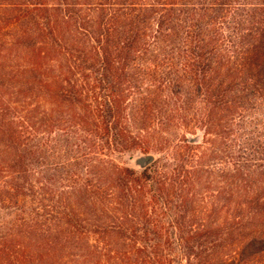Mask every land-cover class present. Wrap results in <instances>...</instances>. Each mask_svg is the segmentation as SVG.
<instances>
[{
    "label": "trees",
    "instance_id": "trees-1",
    "mask_svg": "<svg viewBox=\"0 0 264 264\" xmlns=\"http://www.w3.org/2000/svg\"><path fill=\"white\" fill-rule=\"evenodd\" d=\"M130 2L0 0V145L10 148L0 152V156H6L0 162V183L7 179L0 188V217H5L4 201L17 205V198L24 193L20 191L29 181L25 157L16 151L23 143L24 131L34 128V116L30 114H39L40 107H45L48 116L56 112L60 122L66 119L74 126L88 127L87 131L102 137L113 152L151 151L148 139L132 135L127 128L124 88L132 79L126 72L132 55L139 58L140 51L146 53L148 45L155 46V40L159 41L165 10L157 5L143 6L130 16L125 11L128 8L121 10ZM120 19L126 21L121 23ZM149 20L156 23L155 27ZM119 25L129 27L125 42L119 38ZM218 42L212 36L197 44L185 61L196 59L191 66L201 73L196 85L202 93L200 115H205V133L229 138L232 118L239 109H249L244 95L250 89L239 86L247 78H240V71L233 66L210 72L209 60L204 58L215 51ZM260 48L259 63L264 65V37ZM76 74L80 76L76 78ZM27 100L35 102L36 108L27 111L19 126L3 123L11 105ZM41 123L53 124L50 118H42ZM184 148L194 149L190 145ZM196 171L174 169L162 174L148 167L135 172L108 161L101 174L103 180L113 178L116 206L102 210V215L94 212L93 218L81 219L75 210L69 211L70 205L53 204L44 206L41 214L34 210L31 223L0 226V264H173L170 242L162 243L161 235L148 229L147 222L151 217L164 216L171 206L178 211L191 208L194 199L187 198L191 191L187 187L197 184L200 176ZM223 179L228 188L225 202L239 201L233 203L229 223L213 229L205 225L202 231L186 236L177 220L180 240L187 246V255L196 260L201 258V251H191V244L206 249L227 242L241 244L240 263L253 262L264 255V169L251 182H245L240 174ZM10 186L17 193L4 198L9 195L4 188ZM35 196L31 191L30 198ZM37 203L42 204L43 199ZM137 216L144 220L143 230L134 225ZM256 228L261 229L244 245L246 232L251 234ZM138 242L141 248L136 246Z\"/></svg>",
    "mask_w": 264,
    "mask_h": 264
},
{
    "label": "rangeland",
    "instance_id": "rangeland-1",
    "mask_svg": "<svg viewBox=\"0 0 264 264\" xmlns=\"http://www.w3.org/2000/svg\"><path fill=\"white\" fill-rule=\"evenodd\" d=\"M132 3L137 5L132 6ZM154 5L165 10L164 23L159 27L161 37L158 42L155 40V46L148 45L146 53L140 51L139 58L134 55L130 58L126 72L132 79L124 88L126 99L123 104L129 132L148 139L151 151L148 154L113 152L102 137L87 131L88 127L74 126L66 119L60 122L56 112L48 116L45 107H40L39 114H30L31 118L34 116V128L24 131L21 135L23 143L16 151L25 157L29 181L20 191L24 193L17 198V205L10 204L7 199L4 201L6 212L5 217H0V226L31 223L34 210L41 214L44 206L53 204L70 205L69 211L75 210L81 219L93 218L95 213L102 215V210L116 206L117 188L113 178L103 180L101 174L108 161L115 167L135 172L148 167L162 174H169L174 169L197 170L200 176L197 184L187 187L191 189L187 198L194 199L191 208L178 211L171 206L164 216L148 219L147 228L155 229L165 245L170 242L172 253L169 258L173 264H243L240 263L241 244L237 243L226 242L206 249L191 244V251H201V258L196 260L188 256L175 221H181V228L188 233L186 236L202 231L205 225L212 229L226 226L233 203L239 201L225 202L224 191L228 188L223 178L240 174L245 182H251L264 169V65L259 63L258 56L264 37V0H131L130 5L121 10L128 8L125 11L134 16L143 6L151 8ZM149 24L155 27L156 23L149 20ZM128 29L118 27L123 42L130 34ZM212 36L219 42L215 51L206 53L204 58L209 60L210 72L213 68L233 66L240 71V78H247V82L239 86L250 89L244 95V101L250 103L249 109H239L240 113L232 118L229 138L205 133L202 127L205 115H200L202 93L196 85L201 73L191 66L196 59L191 57L185 61L190 50ZM115 39H118L117 35ZM218 56L221 59L218 60ZM26 102L11 105L3 123L19 126L27 117V111L36 108L35 102ZM42 118H50L53 124L43 126L40 124ZM185 145L194 149L187 150ZM9 149L0 145V152ZM145 155H151L153 161L145 168L136 166V158ZM5 157V154L0 156V162ZM4 182L0 183V188ZM4 189L9 194L4 198L17 193L11 186ZM31 191L35 198H30ZM39 199H43L42 204L37 203ZM133 220L136 221L134 225L143 230L144 220L139 216ZM260 229L256 228L251 234L246 232L244 245ZM136 246L141 248L142 243L138 242ZM262 256L245 264H264Z\"/></svg>",
    "mask_w": 264,
    "mask_h": 264
},
{
    "label": "water",
    "instance_id": "water-1",
    "mask_svg": "<svg viewBox=\"0 0 264 264\" xmlns=\"http://www.w3.org/2000/svg\"><path fill=\"white\" fill-rule=\"evenodd\" d=\"M153 161V157L151 155H145L139 158H136L135 165L140 168H145Z\"/></svg>",
    "mask_w": 264,
    "mask_h": 264
}]
</instances>
